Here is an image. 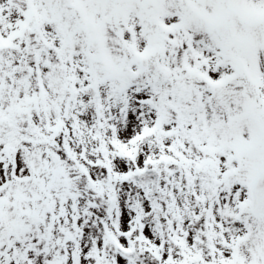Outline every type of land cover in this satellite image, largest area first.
Segmentation results:
<instances>
[{"label": "snow or ice", "instance_id": "6c2138e0", "mask_svg": "<svg viewBox=\"0 0 264 264\" xmlns=\"http://www.w3.org/2000/svg\"><path fill=\"white\" fill-rule=\"evenodd\" d=\"M0 264H264V0H0Z\"/></svg>", "mask_w": 264, "mask_h": 264}]
</instances>
